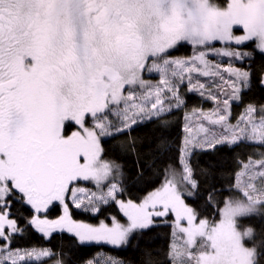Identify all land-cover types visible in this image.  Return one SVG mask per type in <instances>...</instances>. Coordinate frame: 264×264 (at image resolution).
<instances>
[{
	"label": "snow or ice",
	"instance_id": "snow-or-ice-1",
	"mask_svg": "<svg viewBox=\"0 0 264 264\" xmlns=\"http://www.w3.org/2000/svg\"><path fill=\"white\" fill-rule=\"evenodd\" d=\"M242 146L264 0H0V264H264V151L218 183Z\"/></svg>",
	"mask_w": 264,
	"mask_h": 264
},
{
	"label": "trees",
	"instance_id": "trees-1",
	"mask_svg": "<svg viewBox=\"0 0 264 264\" xmlns=\"http://www.w3.org/2000/svg\"><path fill=\"white\" fill-rule=\"evenodd\" d=\"M178 56H182V55H187L190 54V50L189 49H181L179 52L175 53ZM199 98L197 96H193L192 99L189 101L190 103H193L194 101H198ZM181 114H178V116ZM176 119V118H173ZM182 135L181 131L179 128L176 129L175 135L173 137L174 140H178L180 138V136ZM260 151H264V149H260V148H249V147H241L240 149L237 150V152L234 154V156L236 157V160H233L232 157L224 155H217V159H220L221 162L224 164V166L226 168L229 169L228 172L223 173V175L219 178L218 183L222 184L224 186V188H228L229 185L227 183L228 178L231 175V169H235L237 167V160L245 157V156H249L252 155L253 153H259ZM205 159H207V157H205ZM136 195H142V193H135ZM89 222H97V221H89ZM161 235H163V233H161ZM59 239V238H58ZM57 241H53V243L55 244ZM33 243L35 244H41L43 243L42 241H39V239H34Z\"/></svg>",
	"mask_w": 264,
	"mask_h": 264
},
{
	"label": "rangeland",
	"instance_id": "rangeland-1",
	"mask_svg": "<svg viewBox=\"0 0 264 264\" xmlns=\"http://www.w3.org/2000/svg\"><path fill=\"white\" fill-rule=\"evenodd\" d=\"M193 107H202L205 111H208L213 108V104L211 101H202L199 99L198 101H194L193 103H190L188 109H186L185 111L190 112ZM190 122L193 124L194 132L197 131V128L195 127V125L197 124L196 117L191 116Z\"/></svg>",
	"mask_w": 264,
	"mask_h": 264
}]
</instances>
